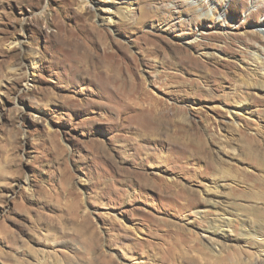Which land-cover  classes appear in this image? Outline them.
Returning <instances> with one entry per match:
<instances>
[{
  "label": "rangeland",
  "instance_id": "1",
  "mask_svg": "<svg viewBox=\"0 0 264 264\" xmlns=\"http://www.w3.org/2000/svg\"><path fill=\"white\" fill-rule=\"evenodd\" d=\"M79 1L0 0V264H199L166 250L187 236L218 244L212 264H264L243 236L264 221V40L246 35L261 5ZM96 7L132 17L109 25ZM97 63L132 86L110 91ZM245 100L253 113L227 112ZM149 102L173 127L145 138L130 106Z\"/></svg>",
  "mask_w": 264,
  "mask_h": 264
},
{
  "label": "bare ground",
  "instance_id": "2",
  "mask_svg": "<svg viewBox=\"0 0 264 264\" xmlns=\"http://www.w3.org/2000/svg\"><path fill=\"white\" fill-rule=\"evenodd\" d=\"M252 2L254 5H258V4L261 5L256 9V11L252 12V14H251V19L258 23L259 20H257V18L260 17L261 14L264 15V1L253 0ZM89 4H90V1H88V0H80L79 1V6L82 10H85ZM244 5H246V2L244 3ZM96 10H99V12H102L104 14V16H100V21L107 23L109 25H115L119 21L123 22V23L124 22H130L131 17H132L130 15V11L128 8L127 9H125V8H123V9H121V8L111 9L108 7H96ZM246 35L248 37L250 36L255 41L264 40V19L258 23L257 27L253 31L247 33ZM20 44H21V40H15L11 43L10 47L19 46ZM207 56L209 59H215L216 58V56L213 54H209ZM40 63H41L40 56L37 54L33 58V60L31 61V63L28 65L29 70H34V69L38 68L40 66ZM253 63L255 64V68H254L255 71L259 70L260 68H262V70L264 71V60L261 57L260 51H257V53H255L253 55ZM99 64L98 63L95 64V67L93 69V73H95L96 75H102L103 76V79H104L106 85L110 87V89H109L110 91L114 89L115 83L121 84V86H124L126 88L132 86V82H131L129 77H127V79H125V80H121V78H123V77L121 75H119V76L116 75V73L114 71V66L112 64L111 65L109 64L107 66H104V65L99 66ZM9 69H10V72H12L13 74H17L19 71V69L14 68V67L9 68ZM210 72H206V74L209 75L208 76L209 80L212 77V75H210ZM251 72H254V71L252 70ZM259 75H260V77L264 78V74H259ZM250 78L251 77L244 79L243 80L244 82L242 81L244 83L245 87L246 86H248V87L254 86L255 87V84L252 82L253 78H251V81H250ZM260 89L264 90V86H262ZM143 100L144 99L142 98V101ZM246 104H248L247 100H245L244 102H239V107L233 108V109H228L227 112L230 115H232L233 117H237L241 114L244 115V114L253 113V112H251V110L249 108L244 107ZM127 106H129L128 103H127ZM130 107L136 108L139 111V113H140L139 119L144 123V126L147 127V128H143L144 130H142V129L137 130L136 133L140 134L141 137L147 138V137H150L153 135H160V133L163 132L164 126L169 127V128L173 127V125L170 124L171 120L165 119V118H168L169 116H171V114H170L172 111L171 108L164 107V105H163L164 108H161V105L157 104L156 102H153V103L149 102L148 104L145 103L143 105H139V104L135 105V106L132 105ZM174 110H173V112L175 113L176 116H174V114H173V117L175 119H178L179 117H181L179 119V121L185 122V123L178 122L177 125L188 126V128H191L192 125L186 119V115L184 114V112L183 111H177V110L174 111ZM162 113H163V116H161ZM179 128L183 130V128H181V127H179ZM168 131L172 132L169 129H168ZM170 132L167 133V138L171 142V145L174 147H177L180 144H182V146L185 147L186 145H184V141H192L189 138L190 136H189L188 132H187V134H185L182 131L177 132L174 130L172 133H170ZM158 181H160L161 184L164 185L163 180L162 181L158 180ZM178 187H179L178 183L165 184V191L164 192L169 191L170 193L174 194L175 193L174 189L178 188ZM257 218H258V216H257ZM256 223H257V225H255V224L251 225V226H253V228L251 227V229H245L243 236H245V237L249 236V238H251L253 241H255V243L261 245V243H264V221L262 223L257 221ZM190 241H191L190 237H188V236L185 237L183 240H176L170 246V248L166 249V250L170 251L171 255L173 257H179L182 259H193V260H196L199 264H212L210 262V260H211V258L214 259V257H216L214 255V253L217 251L220 252V248L217 246L218 244H214L211 241L208 242L207 244H205V246L203 245L204 249H203V247H201V248L198 247L199 243L198 244L195 243L193 245L192 244L188 245ZM207 251L212 254V257H210V254L207 253ZM203 254H207L208 258H206Z\"/></svg>",
  "mask_w": 264,
  "mask_h": 264
}]
</instances>
